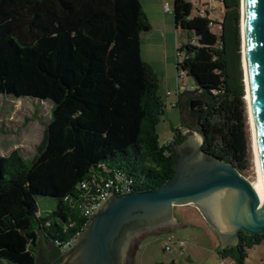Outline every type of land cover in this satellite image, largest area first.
I'll list each match as a JSON object with an SVG mask.
<instances>
[{
	"label": "trees",
	"instance_id": "16d2710c",
	"mask_svg": "<svg viewBox=\"0 0 264 264\" xmlns=\"http://www.w3.org/2000/svg\"><path fill=\"white\" fill-rule=\"evenodd\" d=\"M217 1L220 21L207 9L193 12L191 0H173L185 36L177 70L195 83L179 94L191 122L161 144L163 102L140 54V33L150 28L140 0H0V94L51 105L30 163L17 149L0 154V264H37L41 240L56 249L43 264H59L62 244L89 222L78 207L83 196L115 173L131 180L132 192L162 186L187 130L204 135V152L246 169L240 0ZM38 197L56 199L55 208L39 213ZM262 241L264 233L241 232L217 253L245 264Z\"/></svg>",
	"mask_w": 264,
	"mask_h": 264
},
{
	"label": "water",
	"instance_id": "95a60500",
	"mask_svg": "<svg viewBox=\"0 0 264 264\" xmlns=\"http://www.w3.org/2000/svg\"><path fill=\"white\" fill-rule=\"evenodd\" d=\"M245 102L255 179L229 161L203 151L197 129L174 146L175 165L162 186L113 195L89 220L61 264H124L133 238L176 225L174 207L197 208L219 238L216 248L236 245L241 232L264 233V0H240ZM181 121L187 120L181 113ZM38 263L49 250L42 240Z\"/></svg>",
	"mask_w": 264,
	"mask_h": 264
},
{
	"label": "rangeland",
	"instance_id": "374dc122",
	"mask_svg": "<svg viewBox=\"0 0 264 264\" xmlns=\"http://www.w3.org/2000/svg\"><path fill=\"white\" fill-rule=\"evenodd\" d=\"M191 1L193 12H196L197 8L207 9L213 21L222 19V5L219 1ZM140 3L150 26L148 30L140 33V54L158 80V94L163 102V113L156 125V132L159 142L164 144L173 138V129L181 126L185 130L186 125L181 121V113L188 123L191 122L184 107L179 105V94L190 90L195 82L177 70L176 50L185 42V36L175 28L173 0H140ZM214 30H217L216 25ZM50 107V103L46 101L30 97L16 99L0 94V154L6 156L17 149L25 162L30 163L48 124ZM246 118L248 162L241 174L252 182L255 179V166L247 110ZM190 131L187 130L183 134ZM56 203L54 198L38 197L39 213L52 211ZM174 215L182 226L156 229L133 238L126 250L124 264H233L231 259L218 255V236L197 208L191 205L176 206ZM168 236L172 237L169 251L164 248ZM43 244L50 248L48 244ZM40 251L41 243L37 250V264ZM263 261L264 241L248 249L245 264H260Z\"/></svg>",
	"mask_w": 264,
	"mask_h": 264
},
{
	"label": "built area",
	"instance_id": "2783aa9c",
	"mask_svg": "<svg viewBox=\"0 0 264 264\" xmlns=\"http://www.w3.org/2000/svg\"><path fill=\"white\" fill-rule=\"evenodd\" d=\"M209 1L211 2L213 0ZM165 8H168L167 4ZM131 192V180L122 173H115L112 177L104 180L101 185H97L93 193L83 196V200L79 202L78 207L82 214L90 220V218L107 203L111 196L123 195ZM79 235L80 234L77 233L65 241L61 246L62 250L70 249ZM170 244H172V237L168 236L164 246L165 250L169 251L171 249Z\"/></svg>",
	"mask_w": 264,
	"mask_h": 264
},
{
	"label": "crops",
	"instance_id": "0c3cea01",
	"mask_svg": "<svg viewBox=\"0 0 264 264\" xmlns=\"http://www.w3.org/2000/svg\"><path fill=\"white\" fill-rule=\"evenodd\" d=\"M175 219H176V225L175 226H182V224L179 223L178 221V218L174 215ZM217 241V240H216ZM218 241H219V238H218ZM216 242L217 244H219V242ZM180 244V243H179ZM217 246V245H216ZM183 247V246H182ZM224 248V245L219 247L217 250H220V249H223Z\"/></svg>",
	"mask_w": 264,
	"mask_h": 264
},
{
	"label": "flooded vegetation",
	"instance_id": "af4514ba",
	"mask_svg": "<svg viewBox=\"0 0 264 264\" xmlns=\"http://www.w3.org/2000/svg\"><path fill=\"white\" fill-rule=\"evenodd\" d=\"M164 228H166V227H164ZM164 228H159V229H164ZM49 250L51 251V252H55L56 251V249L54 248V247H51V248H49ZM60 251V257H61V262L59 263V264H61L62 263V256H61V254H62V252H64V251H66V250H59ZM49 256V255H48Z\"/></svg>",
	"mask_w": 264,
	"mask_h": 264
},
{
	"label": "bare ground",
	"instance_id": "6f19581e",
	"mask_svg": "<svg viewBox=\"0 0 264 264\" xmlns=\"http://www.w3.org/2000/svg\"><path fill=\"white\" fill-rule=\"evenodd\" d=\"M249 119V118H248ZM249 125H250V122H249ZM250 127V126H249ZM250 138H251V133H250ZM251 150H252V148H251ZM255 166V165H254ZM251 182V181H250Z\"/></svg>",
	"mask_w": 264,
	"mask_h": 264
},
{
	"label": "snow or ice",
	"instance_id": "6c2138e0",
	"mask_svg": "<svg viewBox=\"0 0 264 264\" xmlns=\"http://www.w3.org/2000/svg\"><path fill=\"white\" fill-rule=\"evenodd\" d=\"M253 2H254V0H253Z\"/></svg>",
	"mask_w": 264,
	"mask_h": 264
}]
</instances>
